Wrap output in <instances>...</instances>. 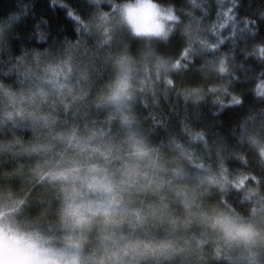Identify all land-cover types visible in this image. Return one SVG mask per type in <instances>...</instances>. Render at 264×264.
I'll return each instance as SVG.
<instances>
[{
	"label": "clouds",
	"instance_id": "obj_1",
	"mask_svg": "<svg viewBox=\"0 0 264 264\" xmlns=\"http://www.w3.org/2000/svg\"><path fill=\"white\" fill-rule=\"evenodd\" d=\"M0 264H264V0H0Z\"/></svg>",
	"mask_w": 264,
	"mask_h": 264
}]
</instances>
